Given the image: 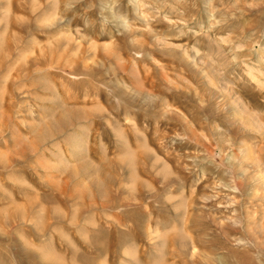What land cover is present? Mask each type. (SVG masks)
Masks as SVG:
<instances>
[{
    "label": "rangeland",
    "instance_id": "374dc122",
    "mask_svg": "<svg viewBox=\"0 0 264 264\" xmlns=\"http://www.w3.org/2000/svg\"><path fill=\"white\" fill-rule=\"evenodd\" d=\"M0 264H264V0H0Z\"/></svg>",
    "mask_w": 264,
    "mask_h": 264
},
{
    "label": "bare ground",
    "instance_id": "6f19581e",
    "mask_svg": "<svg viewBox=\"0 0 264 264\" xmlns=\"http://www.w3.org/2000/svg\"><path fill=\"white\" fill-rule=\"evenodd\" d=\"M249 75H250V73H248ZM251 76V75H250ZM252 77H253V75H252ZM260 80V79H259ZM239 113H240V111H239ZM238 113V114H239ZM243 114V113H242ZM247 114V113H246ZM242 116H244V115H242ZM248 116H249V114H248ZM248 116H246L245 115V117H243V119H245L246 117L248 118ZM252 118V117H251ZM251 118H249V119H251ZM242 119V118H241ZM254 119V118H253ZM252 120V119H251ZM242 121V120H241ZM247 121V120H246ZM254 120H252V122H253ZM244 122V121H243ZM246 123V122H245ZM244 124V123H243ZM247 124V123H246ZM245 126V125H244ZM249 126V125H248ZM252 128V127H251ZM258 128H260V127H258ZM246 129V128H245ZM254 130V129H253Z\"/></svg>",
    "mask_w": 264,
    "mask_h": 264
}]
</instances>
